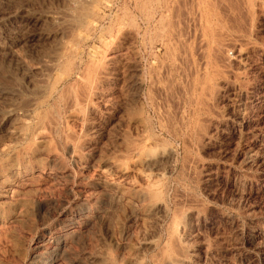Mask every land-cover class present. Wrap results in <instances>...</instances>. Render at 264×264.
<instances>
[{"label":"rangeland","instance_id":"1","mask_svg":"<svg viewBox=\"0 0 264 264\" xmlns=\"http://www.w3.org/2000/svg\"><path fill=\"white\" fill-rule=\"evenodd\" d=\"M44 263L264 264V0H0V264Z\"/></svg>","mask_w":264,"mask_h":264},{"label":"bare ground","instance_id":"2","mask_svg":"<svg viewBox=\"0 0 264 264\" xmlns=\"http://www.w3.org/2000/svg\"><path fill=\"white\" fill-rule=\"evenodd\" d=\"M208 4H209V3H208ZM210 9H211V8H210ZM210 9H209V10H210ZM209 20H210V19H209ZM58 249H59V248H58ZM56 252H57V251H56ZM58 252H59V251H58ZM53 258H54V257H53ZM56 258H57V256H56ZM64 260H66V259H64ZM44 264H46V263H44Z\"/></svg>","mask_w":264,"mask_h":264}]
</instances>
